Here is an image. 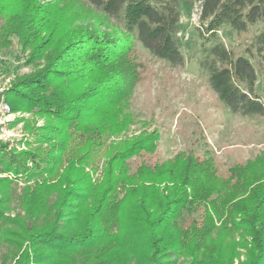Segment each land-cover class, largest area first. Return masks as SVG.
<instances>
[{"label":"trees","instance_id":"obj_1","mask_svg":"<svg viewBox=\"0 0 264 264\" xmlns=\"http://www.w3.org/2000/svg\"><path fill=\"white\" fill-rule=\"evenodd\" d=\"M195 1L203 42L197 68L230 113L264 118L254 65L217 35L222 27L245 33L264 24V0ZM178 7L179 0H0V47L15 40L22 54L6 105L44 118L36 141L47 145L43 154L16 152L0 141V175H8L0 177V264H108L107 252L123 245L119 264H162L158 257L176 253L190 264H231L246 237L243 264H264V152L224 178L207 154L131 170L132 158L157 152L160 134L152 130L111 142L98 183L85 171L104 141L133 123L129 101L142 68L135 43L184 66ZM245 53L264 62V30ZM28 66L35 69L15 73ZM14 198L19 210L11 217ZM184 213L192 214L187 226ZM203 251L213 256L199 258Z\"/></svg>","mask_w":264,"mask_h":264},{"label":"rangeland","instance_id":"obj_2","mask_svg":"<svg viewBox=\"0 0 264 264\" xmlns=\"http://www.w3.org/2000/svg\"><path fill=\"white\" fill-rule=\"evenodd\" d=\"M178 10L180 25L177 40L185 59L184 66L171 67L168 63L151 57L139 43H135V53L142 68L140 79L134 86L129 101V112L133 116V123L120 135L105 140L104 144L92 154L94 161L85 168L92 184L102 179L103 163L107 156L104 152L111 142L131 140L146 131L159 132L157 152L153 155L143 154L132 158L129 162L131 170L142 162L152 164L168 161L180 153L185 155L192 153L199 158H205L207 154L212 158V164L218 175L224 178L229 175L228 169L233 165L244 164L264 152V118H244L230 113L209 88L206 76L196 66L195 56L203 43L197 34L198 2L179 0ZM111 24L113 27L119 26L116 20H111ZM261 30H264V24L257 23L249 27L245 33H236L228 27H222L217 35L234 56L248 57L254 65L258 76L256 92L262 95L264 103V95L261 91L264 81V62L257 56L251 57L245 53L255 35ZM17 56L21 57L22 54L15 40L7 48L0 47V104H7L5 93L12 86L13 68L21 64V61H17ZM34 69L33 66L22 67L15 73L27 74ZM0 120H3V124L0 125V141L8 145V150L16 152L40 150L41 154L46 151L47 145H39L36 141L39 136L38 130L46 124L44 118L33 112H13L9 109V112L0 113ZM7 176L0 175L2 178ZM20 186L22 182L15 188V194L19 193ZM8 204L12 207L9 213L12 217L19 210L16 199ZM191 218L192 214L184 213L181 219L183 225L187 226ZM125 230L123 223L119 231L120 240H122L121 236L125 238L123 235ZM239 239L238 233L234 234V240L238 242ZM224 240L225 245H229L230 240ZM246 241V247L235 246L236 255L232 258L231 264H243L246 261V249L250 247L248 237ZM3 252L2 248L0 255ZM126 254V246L123 245L118 250L108 251L104 258L109 259L108 264H119ZM169 256L164 255L156 260L162 264L192 262L190 257L178 253ZM211 256L213 255L210 252L199 253V258H211Z\"/></svg>","mask_w":264,"mask_h":264},{"label":"built area","instance_id":"obj_3","mask_svg":"<svg viewBox=\"0 0 264 264\" xmlns=\"http://www.w3.org/2000/svg\"><path fill=\"white\" fill-rule=\"evenodd\" d=\"M5 112H9V107L4 104V103H1L0 104V113H5ZM3 124V120H0V125ZM1 132H3V129H1Z\"/></svg>","mask_w":264,"mask_h":264}]
</instances>
